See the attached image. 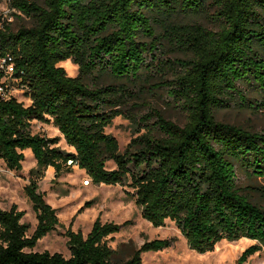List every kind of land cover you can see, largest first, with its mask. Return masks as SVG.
Instances as JSON below:
<instances>
[{"label":"trees","instance_id":"16d2710c","mask_svg":"<svg viewBox=\"0 0 264 264\" xmlns=\"http://www.w3.org/2000/svg\"><path fill=\"white\" fill-rule=\"evenodd\" d=\"M8 1L33 25L0 27V60L13 68L0 69V83L15 80L30 105L7 96L1 83L0 161L19 171L31 150L38 169L25 193L37 226L27 236L24 212L15 204L0 207V264H141L144 252L173 246L176 238H157L117 260L108 237L130 222L97 218L86 237L67 230L69 258L32 251L59 225L37 173L51 167L60 176L73 166L94 185L131 188L142 217L154 227L173 221L195 252L223 240H254L235 263L247 264L264 247V206L242 192L236 168L264 177V133L220 122L216 111L231 102L264 111V0ZM162 44L182 57L165 60ZM66 60L78 66L76 77L59 66ZM160 88L186 123L152 109L139 122L145 132L121 153L106 128L131 102ZM33 120L56 127L74 151L59 148L60 138L33 134ZM108 161L116 168L109 170Z\"/></svg>","mask_w":264,"mask_h":264},{"label":"rangeland","instance_id":"374dc122","mask_svg":"<svg viewBox=\"0 0 264 264\" xmlns=\"http://www.w3.org/2000/svg\"><path fill=\"white\" fill-rule=\"evenodd\" d=\"M37 1L40 4L43 2V0ZM199 21L212 29L211 23L202 19ZM6 24L17 31L21 26H32L33 22L20 12L10 9L8 0H0V27ZM162 46L165 47L166 54L161 53V55H164L165 60L182 57L178 52L171 51L168 45L162 44ZM66 61L60 62L59 66L63 67L69 76L76 77L79 74L78 66L71 60ZM4 81L8 87L7 96L16 98L25 106L30 105L29 99L19 89L15 80L5 79L2 82ZM152 87L156 88V85ZM247 95L250 98L256 97L251 91ZM152 109L161 112L166 119L179 126L186 123L185 113L167 98L166 89H156L142 99L131 102L124 108V115L116 117L106 128V133L117 139L121 153L126 151L134 138L145 132L143 125L139 122L145 121ZM216 119L246 130L264 133V111H255L237 102H231L219 108L216 111ZM155 121L154 117L150 123ZM31 130L33 134H40L47 138H60L57 144L59 148L67 152L74 151L52 124L33 120ZM24 155L22 169L19 171L8 169L5 163L0 161V207L9 210L15 204L18 210L23 211L24 216L21 222L28 225L27 236L30 237L36 229L37 218L32 203L25 193V187L31 178L36 176L31 172L38 169V165L31 150H25ZM106 167L112 170L116 168V165L113 161H108ZM236 175L242 192L264 206V177H250L240 167L236 168ZM37 176H39V192L44 195L46 203L56 210L59 225L40 239L32 251L60 253L69 258L71 254L67 243L68 238L65 235L67 230L80 232L86 237L97 218L102 223L130 222L119 233L108 237V244L116 251V259L121 261L128 260L144 242L157 238L174 237L176 241L172 247L162 251L144 252L141 255V264H235L245 249L256 244L254 240L248 238L236 241L223 240L215 246L214 250L198 253L188 247L185 237L173 221L167 220L162 227H154L146 221L142 217L141 209L128 194L132 192L131 188L120 185H94L86 172L78 166H73L70 171L60 176H56L54 169L50 167L43 172L40 170ZM87 180H90L89 184L85 182ZM247 264H264V247L250 256Z\"/></svg>","mask_w":264,"mask_h":264},{"label":"built area","instance_id":"2783aa9c","mask_svg":"<svg viewBox=\"0 0 264 264\" xmlns=\"http://www.w3.org/2000/svg\"><path fill=\"white\" fill-rule=\"evenodd\" d=\"M0 69H6V71L8 73L12 72V70H13V68L11 66H6L4 59L0 60ZM4 93H5V88L0 85V94H4ZM70 163H71V161L69 162V164ZM85 182L89 184L90 180H87Z\"/></svg>","mask_w":264,"mask_h":264},{"label":"bare ground","instance_id":"6f19581e","mask_svg":"<svg viewBox=\"0 0 264 264\" xmlns=\"http://www.w3.org/2000/svg\"><path fill=\"white\" fill-rule=\"evenodd\" d=\"M67 62V61H66ZM68 64V63H67ZM74 65V64H73Z\"/></svg>","mask_w":264,"mask_h":264}]
</instances>
